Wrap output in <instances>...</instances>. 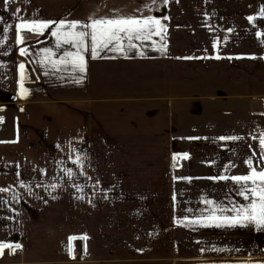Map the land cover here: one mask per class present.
Masks as SVG:
<instances>
[{"label":"crops","instance_id":"0c3cea01","mask_svg":"<svg viewBox=\"0 0 264 264\" xmlns=\"http://www.w3.org/2000/svg\"><path fill=\"white\" fill-rule=\"evenodd\" d=\"M262 8L264 0H0V131L12 121V134H0V242L21 246L0 264H264V227L190 223L210 213L206 200L225 216L235 213L219 207L250 202L231 180L212 178L249 174L248 159L264 169ZM120 16H153L166 32L104 58L85 51V73L61 62L76 49L57 46L55 24L16 40L18 17Z\"/></svg>","mask_w":264,"mask_h":264},{"label":"snow or ice","instance_id":"6c2138e0","mask_svg":"<svg viewBox=\"0 0 264 264\" xmlns=\"http://www.w3.org/2000/svg\"><path fill=\"white\" fill-rule=\"evenodd\" d=\"M11 2L12 0H4L5 5L10 4ZM164 2L167 4L168 0H164ZM19 11L20 10H17V13H19ZM261 14L264 15V8L261 9ZM18 18L21 22L16 24L15 28L16 40L19 44L25 42V38L22 35L23 31L27 30L31 33L42 35L45 29L50 28L51 24H55V30L52 31L51 35L56 38L57 46L63 43L69 44L76 49L75 52L65 53L64 59L61 62L71 64L73 69H78L80 73H85L86 71L85 57L83 55L85 51L90 50L92 59L104 58L100 56V53L104 50L123 52L125 41L127 42L128 47L136 48L137 45L134 41L143 42L150 39L152 35H160L162 32H166V28L161 24V21L153 16H147L144 18L133 16L98 18L90 19L87 23H81L79 21L66 22L64 20L49 23L44 21H24L22 17ZM247 19L251 22L255 17L249 16ZM85 29H87V31H85ZM257 35L261 34L258 33ZM88 41H90V43ZM27 51L26 48H21L20 54L22 56L26 55ZM44 52L49 56L51 55L50 49L46 48L44 49ZM215 58L220 59L219 56H216ZM185 59H193V57H186ZM19 67L21 73H23L25 65L20 64ZM21 89L26 93L27 90L23 89V83H21ZM220 139H237V137H220ZM259 145L261 151L264 152V133H262L259 138ZM184 156L187 158V154H184ZM261 159L264 160V156H261ZM173 160H176L175 156L173 157ZM245 163L250 169V173L247 175L231 177L221 175L212 179H218L221 181L231 180L239 186L237 194L244 200L250 202L243 207H219L221 213L225 211L235 213L231 216H225L217 215V206H214L213 201L206 200V205L212 206L210 213L207 216H202L197 220L190 221V223L199 224L202 227H234L237 224H243V222L247 221L264 227V169L253 167L252 159L246 160ZM0 191H6V189H0ZM76 239L78 238L70 237L69 242L71 243V241ZM79 239L87 240L88 237L84 236ZM20 247L19 244L11 245L0 242V256H3L6 249L15 254ZM213 250L219 251V249Z\"/></svg>","mask_w":264,"mask_h":264},{"label":"rangeland","instance_id":"374dc122","mask_svg":"<svg viewBox=\"0 0 264 264\" xmlns=\"http://www.w3.org/2000/svg\"><path fill=\"white\" fill-rule=\"evenodd\" d=\"M228 35V37H234L235 36V34L234 33H228L227 34ZM4 121V122H3ZM3 126L4 127H2L1 128V131H0V134H2L3 136H8L7 134H12V121H11V117H9V116H6L5 118H3Z\"/></svg>","mask_w":264,"mask_h":264},{"label":"built area","instance_id":"2783aa9c","mask_svg":"<svg viewBox=\"0 0 264 264\" xmlns=\"http://www.w3.org/2000/svg\"><path fill=\"white\" fill-rule=\"evenodd\" d=\"M0 126H1V122H0ZM174 164H175V166H179V164H178L177 162H175ZM17 251H18V250H17ZM17 251H16V252H17Z\"/></svg>","mask_w":264,"mask_h":264}]
</instances>
